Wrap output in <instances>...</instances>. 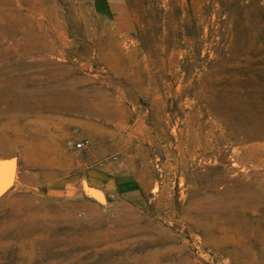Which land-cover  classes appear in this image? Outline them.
Here are the masks:
<instances>
[{
	"label": "rangeland",
	"instance_id": "374dc122",
	"mask_svg": "<svg viewBox=\"0 0 264 264\" xmlns=\"http://www.w3.org/2000/svg\"><path fill=\"white\" fill-rule=\"evenodd\" d=\"M107 1L100 22L90 0H0L53 41L0 78L34 66L30 89L87 100H0V264H264V0ZM112 163L140 203L99 189Z\"/></svg>",
	"mask_w": 264,
	"mask_h": 264
},
{
	"label": "bare ground",
	"instance_id": "6f19581e",
	"mask_svg": "<svg viewBox=\"0 0 264 264\" xmlns=\"http://www.w3.org/2000/svg\"><path fill=\"white\" fill-rule=\"evenodd\" d=\"M13 13H15V11ZM25 19L22 20L15 17L9 19L4 16V13H0V61H14L15 57L26 58L28 56H38L41 55L48 47L51 51L53 50V41L51 36L48 34L42 35V33L38 34V32L29 26L30 20ZM20 32L23 33V40L20 45L12 44L9 47L4 46L5 40L14 39ZM57 38L59 39V42H62L60 36ZM35 69L36 67L29 65H8L6 72L2 74L5 77L0 78V84L3 85V88L0 90L1 102H12L13 104H17L16 107H21L26 111H35L47 108L48 104H46V102H48V99L49 103L56 106L57 109L65 108L67 110L76 111L77 104L80 100L81 102H84V104L85 101H87L86 98H80L75 93L58 90L51 93L49 97H45L43 90L36 91L30 89L27 83L28 81L35 79L30 75L32 73L31 70L36 71ZM82 108H84L86 112L91 111L88 106L84 105ZM88 147L89 142L86 139H80L73 144V149L78 152L85 151ZM204 209H206V206ZM246 250L248 249L246 248Z\"/></svg>",
	"mask_w": 264,
	"mask_h": 264
},
{
	"label": "crops",
	"instance_id": "0c3cea01",
	"mask_svg": "<svg viewBox=\"0 0 264 264\" xmlns=\"http://www.w3.org/2000/svg\"><path fill=\"white\" fill-rule=\"evenodd\" d=\"M92 11L100 22H107L112 15L110 6L107 0H90ZM102 169H105L102 166ZM103 174L100 178L99 189L109 196H119L128 201L140 203L142 196L140 194V182L138 176L135 174L134 169L128 166H111L110 177Z\"/></svg>",
	"mask_w": 264,
	"mask_h": 264
},
{
	"label": "water",
	"instance_id": "95a60500",
	"mask_svg": "<svg viewBox=\"0 0 264 264\" xmlns=\"http://www.w3.org/2000/svg\"><path fill=\"white\" fill-rule=\"evenodd\" d=\"M15 164L12 158L0 159V196L11 187ZM83 191L95 202H103V195L96 189L82 186Z\"/></svg>",
	"mask_w": 264,
	"mask_h": 264
}]
</instances>
